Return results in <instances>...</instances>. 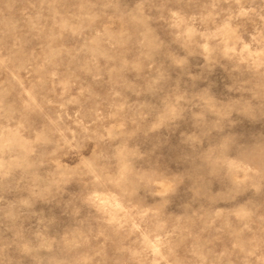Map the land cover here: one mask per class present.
Masks as SVG:
<instances>
[{
	"label": "rangeland",
	"instance_id": "1",
	"mask_svg": "<svg viewBox=\"0 0 264 264\" xmlns=\"http://www.w3.org/2000/svg\"><path fill=\"white\" fill-rule=\"evenodd\" d=\"M0 264H264V0H0Z\"/></svg>",
	"mask_w": 264,
	"mask_h": 264
}]
</instances>
